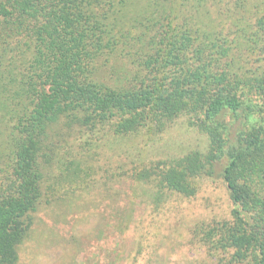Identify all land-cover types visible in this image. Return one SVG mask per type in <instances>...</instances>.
<instances>
[{
  "label": "trees",
  "instance_id": "16d2710c",
  "mask_svg": "<svg viewBox=\"0 0 264 264\" xmlns=\"http://www.w3.org/2000/svg\"><path fill=\"white\" fill-rule=\"evenodd\" d=\"M179 118L204 151L134 180L159 204L194 197L218 168L229 218L193 238L209 264H264V3L0 0V264H17L50 202L53 162L84 183L103 140L160 135Z\"/></svg>",
  "mask_w": 264,
  "mask_h": 264
},
{
  "label": "rangeland",
  "instance_id": "374dc122",
  "mask_svg": "<svg viewBox=\"0 0 264 264\" xmlns=\"http://www.w3.org/2000/svg\"><path fill=\"white\" fill-rule=\"evenodd\" d=\"M146 137L103 140L84 183L60 179L53 162L45 185L55 191L45 196L50 202L37 212L17 264H209L192 232L200 223L229 218L219 169L194 197L172 195L159 204L133 177L153 163L204 151L206 140L185 118Z\"/></svg>",
  "mask_w": 264,
  "mask_h": 264
}]
</instances>
